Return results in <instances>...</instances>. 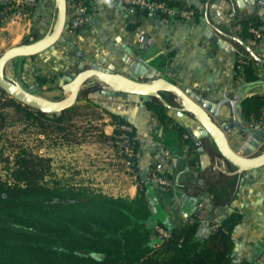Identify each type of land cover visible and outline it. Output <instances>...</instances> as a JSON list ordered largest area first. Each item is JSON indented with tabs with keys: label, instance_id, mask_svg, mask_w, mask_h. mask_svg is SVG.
Wrapping results in <instances>:
<instances>
[{
	"label": "crops",
	"instance_id": "1",
	"mask_svg": "<svg viewBox=\"0 0 264 264\" xmlns=\"http://www.w3.org/2000/svg\"><path fill=\"white\" fill-rule=\"evenodd\" d=\"M92 1L95 11L86 27L75 34L64 30L55 45L26 59H39L45 68L50 66L55 71L68 69L69 76L81 62L85 67L113 65L120 71L129 69L142 57L187 92L214 102L225 94L230 97L239 94L242 100L236 110L230 104L224 105L217 120L227 128L230 145L237 152L252 155L264 146L261 121L254 117L248 119L242 109L246 98L264 94V64L253 61L257 80L248 81L244 72H239L236 79V62L244 50L233 39L238 36L244 40L236 24L238 20L259 16L264 22V0H186L196 8L198 16L195 18L166 19L150 12L141 16L140 26L134 31L127 26L137 20V9L108 0ZM55 16V0H39L30 24L13 27L10 33L0 32V55L21 44L26 37L44 36ZM206 18L223 33L213 30L206 36L201 23ZM261 28L264 30V24ZM244 41L259 54H264V37L259 41ZM170 53H173L171 61L167 60L166 67L161 69L160 65ZM31 63L24 65L26 81ZM19 82L24 85L21 80ZM165 95L170 97L168 93ZM89 97L103 111L104 131L109 136L114 133V123L119 118L133 126L139 182L146 186L148 200L156 199L160 221L181 226L198 220V235L207 237L221 220L238 211L243 219L233 234L234 260L255 262L264 255V165L241 176L232 175L234 167L217 159L219 152L209 137L202 136L201 126L187 114L165 106L161 109L160 102L146 101L133 94L110 96L102 90L93 91ZM179 127L190 134L192 143L184 139ZM198 141L202 151L197 146ZM113 156L103 159L99 156L98 160H93L90 173L83 163L77 166L75 175L67 171L61 174L71 177L69 180L55 178L76 186L91 185L115 197L137 196L140 187L126 174L122 160ZM55 162L53 160L52 164L56 165ZM156 164H162L174 181L172 189L149 182L151 169ZM89 179H92L91 184Z\"/></svg>",
	"mask_w": 264,
	"mask_h": 264
},
{
	"label": "trees",
	"instance_id": "2",
	"mask_svg": "<svg viewBox=\"0 0 264 264\" xmlns=\"http://www.w3.org/2000/svg\"><path fill=\"white\" fill-rule=\"evenodd\" d=\"M152 1L196 10L186 0ZM138 12L137 20L127 26L131 31L140 26L141 16L150 13L145 9ZM159 16L170 19L164 14ZM236 24L244 40L259 41L249 31L250 26H263L259 16L240 19ZM172 57L170 53L163 60L161 69ZM246 58L242 72L248 81L257 80L253 60L247 55ZM239 72L236 62V79ZM36 80L40 85L48 81L41 76H36ZM0 92V143L10 121L9 109L20 121L37 126L40 134L47 135L50 127L53 131L65 130L77 108L74 105L59 116L51 115L18 102L1 87ZM158 105L164 110L162 104ZM263 108L264 94H254L242 104L246 117L258 121H264ZM116 121L129 124L123 118ZM179 131L183 137L187 133L181 127ZM10 159L4 158L0 144V162H7L6 177L0 174V264H256L234 260L233 234L242 222L241 212L231 213L214 226L209 236L200 237L198 220L181 226L160 221L149 205L143 183L137 196L115 197L91 186L63 183L51 176V157L26 147ZM157 225L168 230L170 236L162 238Z\"/></svg>",
	"mask_w": 264,
	"mask_h": 264
},
{
	"label": "water",
	"instance_id": "3",
	"mask_svg": "<svg viewBox=\"0 0 264 264\" xmlns=\"http://www.w3.org/2000/svg\"><path fill=\"white\" fill-rule=\"evenodd\" d=\"M56 16L50 30L42 37H30L28 42L13 46L0 55V87L18 102L31 106L47 114L61 115L62 112L74 106L78 100L82 87L90 80L95 81L102 87L106 95L116 96L122 94L138 95L146 101L158 100L160 104L168 109L189 115L203 130V135L209 137L216 146L219 156L217 159L224 165L234 167L232 175L241 176L244 172L259 168L264 165V147L260 152L252 155H244L230 145L227 136V128L219 124L221 108L230 104L236 110L237 104L242 100L239 94L233 97L225 94L221 100L214 102L203 98L196 93L187 92L179 85L166 78L165 73L159 72L144 58L139 57L127 71H117L115 67L91 66L85 67L79 64V72L71 73L69 80L62 85L64 97L53 100L37 95L26 89L18 80L7 71L8 64L19 57L35 56L51 46L55 45L61 38L68 15L67 0H55ZM206 36L211 35L213 30L223 33L210 20L203 19ZM244 50V54L253 61L264 64V54H259L250 45L238 36L233 37ZM239 53V52H238ZM80 55V54H78ZM168 93L167 99L164 94ZM197 146L202 144L198 141ZM149 205L156 213V199L149 200Z\"/></svg>",
	"mask_w": 264,
	"mask_h": 264
},
{
	"label": "rangeland",
	"instance_id": "4",
	"mask_svg": "<svg viewBox=\"0 0 264 264\" xmlns=\"http://www.w3.org/2000/svg\"><path fill=\"white\" fill-rule=\"evenodd\" d=\"M38 38V36H34ZM26 37L22 43L28 42ZM21 43V44H22ZM36 57V56H35ZM19 58L11 61L7 66V71L16 80L23 82V86L30 90L35 86L31 92L53 100L62 99L64 97L62 85L69 80L68 69L55 71L54 68L45 65L39 59ZM30 58V57H29ZM32 62V68L27 75V81L23 77L25 63ZM72 73H78L79 67L71 70ZM120 71H127L120 70ZM36 76L45 77L48 80L46 85L38 84ZM50 81V82H49ZM100 84L93 80L88 81L81 89L78 100L76 102L77 108L72 113V120L67 122L66 129L63 131H53L54 128H49L47 135L40 134L37 126L26 125L20 121L19 116L13 109H9L10 121L8 126L4 129L1 145L4 148V158H11L22 147L52 158L56 161L52 164L53 177L69 180L71 177H65L66 171L69 174H76L78 172L77 166L86 164V172H91L93 160H98L99 156L108 158L114 155V158L121 159L117 146L112 142L111 136L105 133L103 120L104 116L100 106L93 102L89 94L93 91L101 90ZM93 90V91H92ZM2 97V96H1ZM53 115V114H51ZM264 146L258 151L260 152ZM122 160V159H121ZM64 162H67L66 164ZM123 162V161H122ZM121 164L123 166L124 163ZM6 161L0 162V174L6 177ZM64 169V170H62ZM63 174V175H61ZM127 175H129L126 172ZM130 176V175H129ZM92 183V179L88 180ZM91 186V185H90ZM93 187V186H92ZM96 188V187H95ZM161 219V215H157Z\"/></svg>",
	"mask_w": 264,
	"mask_h": 264
},
{
	"label": "built area",
	"instance_id": "5",
	"mask_svg": "<svg viewBox=\"0 0 264 264\" xmlns=\"http://www.w3.org/2000/svg\"><path fill=\"white\" fill-rule=\"evenodd\" d=\"M39 0H0V32L10 33L13 27L30 24L34 8ZM123 6L132 7L137 10H149L157 14H164L174 20H191L196 17V10L178 9L168 6L162 1L152 0H108ZM68 15L65 25V31L75 34L78 30L86 27L91 21L95 7L92 0H67ZM249 31L254 34V37L261 40L264 33L261 27L250 26ZM248 62L246 55L240 52L237 59L238 69L243 71V66ZM1 95V92H0ZM115 131L111 136L112 142L117 146L119 155L125 165L126 172L136 181L139 182L138 170L136 168L137 144L133 136L134 128L128 123L115 122ZM259 127L264 128V121L259 122ZM191 136L188 133L184 134L185 139ZM149 182L164 189H172L174 181L167 175L162 164H156L151 169ZM156 230L162 238L170 236L168 230L157 225ZM256 264H264V255L256 261Z\"/></svg>",
	"mask_w": 264,
	"mask_h": 264
}]
</instances>
